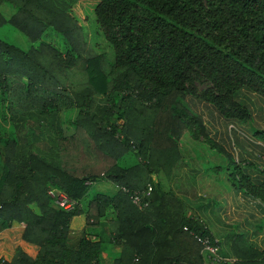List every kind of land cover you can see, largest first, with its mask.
<instances>
[{"label":"trees","instance_id":"obj_1","mask_svg":"<svg viewBox=\"0 0 264 264\" xmlns=\"http://www.w3.org/2000/svg\"><path fill=\"white\" fill-rule=\"evenodd\" d=\"M92 14L113 60L89 39ZM5 25L30 46L0 37V225L21 223V241L37 255L17 247L0 264H206L195 235L214 236L176 195L147 188L151 174L170 178L178 139L189 124L201 125L186 95L240 120L250 113L236 90L264 97V0H0ZM202 80L209 86L195 87ZM62 111L74 112L70 132L39 134L50 141L36 151L38 136L18 143L25 115L49 113L54 126ZM101 180L117 189L91 192ZM247 183L237 186L264 200V188ZM52 189L72 208L56 205ZM109 208L110 236L99 231ZM75 227L88 230L69 246ZM231 254V264H264V249L240 236Z\"/></svg>","mask_w":264,"mask_h":264},{"label":"crops","instance_id":"obj_2","mask_svg":"<svg viewBox=\"0 0 264 264\" xmlns=\"http://www.w3.org/2000/svg\"><path fill=\"white\" fill-rule=\"evenodd\" d=\"M234 99L248 109L249 119L225 117L212 103L186 95L184 102L201 125L189 124L178 139L180 156L170 178L160 180L151 174L149 183L185 203L190 216L219 240L221 259L233 258L231 246L238 236L249 246L264 249V200L237 186L245 178L248 186L264 188V97L243 87L235 91ZM53 128L66 132L67 126L55 122ZM113 216L101 218L100 232L106 227L110 236Z\"/></svg>","mask_w":264,"mask_h":264},{"label":"rangeland","instance_id":"obj_3","mask_svg":"<svg viewBox=\"0 0 264 264\" xmlns=\"http://www.w3.org/2000/svg\"><path fill=\"white\" fill-rule=\"evenodd\" d=\"M8 5H11V4L6 1L2 3L1 5L2 14L6 17H8L10 13L12 12L11 8ZM87 22L89 26V28H87V32L89 33V39L93 42L94 49L98 53H105L110 59L113 60V57L115 55V50L113 48V44L111 43L109 37L107 36V33L104 31V27L96 20L94 14L90 15L87 18ZM0 37L4 39L5 41L12 43L22 49H27L30 46V41L28 40V38L22 32H20L19 30H16L15 28L9 25L0 27ZM194 83H195V87L202 88V89H205L207 86H209V83L206 82L205 80H202L200 82L197 81ZM2 111H3V108L0 110V119H2V116H1ZM73 114L74 112H70V111H65V112L62 111L58 113L57 119H58L59 125L65 124L66 126H68L69 121L72 118ZM3 116H5L4 117L5 121H3L2 124L5 127H7L8 122H7L6 116H8V113L3 114ZM25 116H27L26 117L27 121H25L23 128L21 129L18 128L16 130L15 134H16L18 143L25 140L24 139L25 137L28 140H33L38 136L37 139L33 141V144L31 147L33 151H36L37 147H42L45 144H47V142L50 141V139L47 138L46 136L39 137L40 136L39 134L41 133L55 134L56 133V131H53V124H52V122L55 119H52L51 115L46 112L43 114L42 113L38 114L36 112L34 116H32L34 118H31V117L29 118L28 115H25ZM114 119H115V116L113 117V120ZM65 129L68 132L71 131L70 126H68ZM19 144L23 145V142ZM2 148L3 147H1V149ZM90 190L93 193L97 191L104 192V193H110L115 189H113V186L107 181L101 180L100 182L93 184ZM111 210L112 209L109 208L107 211L109 215L111 213ZM84 229L85 228L83 227L82 229L81 227H75L71 229L68 240H67V244L69 246L71 245L75 246L79 237L84 232ZM86 230L88 229H85V231ZM22 231H23V225L21 223H14L9 228H4L2 225H0V258H4V259L11 258L17 247H21V249L24 252H26L28 255H30L31 257H35L37 255V251L34 250L33 247L25 246L22 243L21 241ZM108 260L110 261L111 258H108ZM231 260H233V258H229L227 259V261H224V262H218L212 259V262H211V260L208 259L206 262L209 264H231Z\"/></svg>","mask_w":264,"mask_h":264},{"label":"built area","instance_id":"obj_4","mask_svg":"<svg viewBox=\"0 0 264 264\" xmlns=\"http://www.w3.org/2000/svg\"><path fill=\"white\" fill-rule=\"evenodd\" d=\"M151 189H152V187L149 185L147 188V192H149ZM49 193L51 194V197L54 198V203L56 205L63 207L65 209L72 208L73 203H74L73 200H71L64 193L57 191V190H50ZM132 199L134 200L135 203L142 206V204L139 203L141 199L137 193L132 195ZM195 237L203 245V251L206 253V257L208 259H210L211 262H212V259L214 261H218V262L227 261V259H221L218 257V252H219L218 242H219V240L217 238L213 237L214 239L211 240V237H209V236L199 237V236L195 235Z\"/></svg>","mask_w":264,"mask_h":264}]
</instances>
